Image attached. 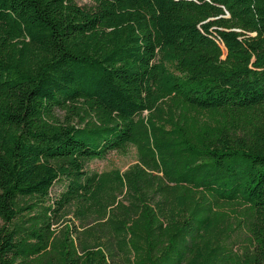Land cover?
Listing matches in <instances>:
<instances>
[{
	"label": "trees",
	"instance_id": "16d2710c",
	"mask_svg": "<svg viewBox=\"0 0 264 264\" xmlns=\"http://www.w3.org/2000/svg\"><path fill=\"white\" fill-rule=\"evenodd\" d=\"M79 1L0 0V264H264V0Z\"/></svg>",
	"mask_w": 264,
	"mask_h": 264
},
{
	"label": "rangeland",
	"instance_id": "374dc122",
	"mask_svg": "<svg viewBox=\"0 0 264 264\" xmlns=\"http://www.w3.org/2000/svg\"><path fill=\"white\" fill-rule=\"evenodd\" d=\"M79 4L82 7H92L94 6L93 0H80ZM58 120L62 124H71L75 126L81 125L80 118L73 115L70 112L67 111H57L56 113ZM82 127V125L80 126ZM137 162V152L134 148H130L127 155H119L116 153H111L106 160L104 161H93L87 166V170L89 172H95V173H103L107 171H111L114 169L120 170L121 172L127 171L132 165H134ZM60 192V187L56 186L51 193L52 198H56L57 195ZM0 224H2L0 222ZM68 226H73V220L72 217L66 218L62 223L54 226L55 232L66 229ZM61 236V234H58ZM237 249L243 248V242L242 241H236Z\"/></svg>",
	"mask_w": 264,
	"mask_h": 264
}]
</instances>
